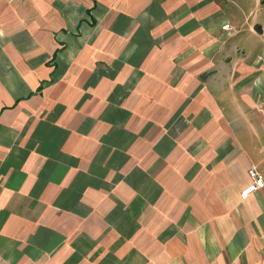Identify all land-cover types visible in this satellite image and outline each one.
I'll list each match as a JSON object with an SVG mask.
<instances>
[{"label":"crops","instance_id":"crops-1","mask_svg":"<svg viewBox=\"0 0 264 264\" xmlns=\"http://www.w3.org/2000/svg\"><path fill=\"white\" fill-rule=\"evenodd\" d=\"M263 108L264 0H0V264H264Z\"/></svg>","mask_w":264,"mask_h":264},{"label":"built area","instance_id":"built-area-1","mask_svg":"<svg viewBox=\"0 0 264 264\" xmlns=\"http://www.w3.org/2000/svg\"><path fill=\"white\" fill-rule=\"evenodd\" d=\"M230 27H231L230 23H225L223 25V28H225V29H229ZM249 173H250L251 177L254 179V184H252L250 187H248L247 189H245L242 192L243 198H246L252 191L256 190L257 188L264 186V180L261 177H259L258 172H257L255 167H252L249 170Z\"/></svg>","mask_w":264,"mask_h":264}]
</instances>
